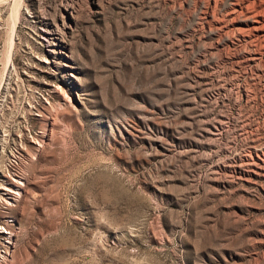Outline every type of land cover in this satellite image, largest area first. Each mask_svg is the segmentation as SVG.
<instances>
[{
  "label": "rangeland",
  "instance_id": "rangeland-1",
  "mask_svg": "<svg viewBox=\"0 0 264 264\" xmlns=\"http://www.w3.org/2000/svg\"><path fill=\"white\" fill-rule=\"evenodd\" d=\"M0 264H264V0H0Z\"/></svg>",
  "mask_w": 264,
  "mask_h": 264
},
{
  "label": "bare ground",
  "instance_id": "bare-ground-1",
  "mask_svg": "<svg viewBox=\"0 0 264 264\" xmlns=\"http://www.w3.org/2000/svg\"><path fill=\"white\" fill-rule=\"evenodd\" d=\"M214 1V0H213ZM221 2V1H220ZM255 9V8H254ZM237 10V9H236ZM239 10H241V9H239ZM240 12V11H239ZM238 12V13H239ZM217 18V17H216ZM215 22V21H214ZM241 29H242V27H241ZM253 163V162H252ZM249 164H251V163H249ZM19 184V183H18ZM19 186H20V184H19ZM15 187V188H14ZM18 189L19 187H18V185L16 186V184L14 185L13 184V186L12 187H9L8 189L7 188H3L2 190L4 191V195L8 198V199H12V198H14V195H16V193H15V189ZM18 194V193H17ZM11 235V234H10ZM10 238V237H9Z\"/></svg>",
  "mask_w": 264,
  "mask_h": 264
}]
</instances>
